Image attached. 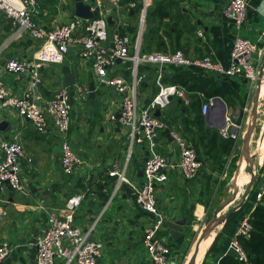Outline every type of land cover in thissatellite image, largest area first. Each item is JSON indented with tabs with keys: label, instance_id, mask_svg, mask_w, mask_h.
I'll return each instance as SVG.
<instances>
[{
	"label": "crops",
	"instance_id": "obj_1",
	"mask_svg": "<svg viewBox=\"0 0 264 264\" xmlns=\"http://www.w3.org/2000/svg\"><path fill=\"white\" fill-rule=\"evenodd\" d=\"M37 2L34 17L47 27H54L76 16L75 0ZM140 2L141 0H100L95 2L92 10L100 6L101 12L107 18H112V23L109 24L110 34L119 30L129 34L134 41L142 31V51L182 49L194 57L209 55L215 61H229L236 35L232 21L223 14L229 0H150L144 23L141 21L142 8L138 7ZM12 29V23L6 17L0 16V78L9 91L21 94L27 87L28 77L8 71L7 60L12 57L21 59L31 56L38 44L29 36L14 39ZM199 30L203 32L202 35L198 33ZM241 33L264 48V0L250 1L248 16ZM130 49L132 54L133 44ZM65 65L70 66L71 73L77 80L75 85L69 86L72 94L70 139L79 154L90 158L94 169L88 182L78 178L75 173H64L61 167L60 138L53 129L48 134H41L34 129L29 118L20 116L10 108L0 110V122L9 123L4 130H0V140H17L24 146L25 156L21 159V166L26 186V192L12 188L0 191V203L7 210V214L0 220V230L13 247L9 256L0 264H38V237L47 228L48 211L65 208L70 196L83 192H87L88 196L76 210L75 224L82 230H89L94 226L92 240L104 243L103 255L98 264H123L125 261L126 264H153L143 244L150 215L138 205L135 190L124 184L111 200L116 177H109L108 171L113 161H124L128 144L129 128L122 125L118 117L120 94L115 88L102 85L104 83L95 72L92 60L80 58L77 49L72 47L62 64H46L42 67L43 86L40 84V91L46 97L52 96L60 86H67L64 84L65 75L62 72ZM108 74L131 79V62L118 61L115 68L108 69ZM139 74L141 82L138 96L142 104H148L159 91L158 69L151 64H142ZM91 82L97 88L93 100L89 96ZM162 82L178 84L188 90L190 104L173 98L166 108L160 109L161 116L169 124L176 126L191 142L203 163L200 173L192 179L183 178L180 171L173 168L169 172L168 181L157 188L158 205L166 220L186 222L182 228L184 237L180 240L173 238L167 224L163 232L168 235L172 246V264H189L188 260L193 257L197 239L188 246L189 236L186 230L195 219H199V215L205 214L215 194L221 187L226 186L227 162L233 158L232 151L235 149L229 143L233 140H225L219 134L221 119L228 115L234 122L240 123L243 119L241 114L252 109L255 98L250 102V93L257 86L251 88L249 82L240 76L223 78L197 68L173 66L163 70ZM76 85L88 90L86 99L77 96ZM219 87L225 88L221 95L216 96H221L226 102V112L218 105L213 109L210 107L207 114L200 115L199 112H202V106L208 99L207 95L217 91ZM260 135L259 160L255 165L262 164L263 172L256 181V193L264 187V125ZM252 137L253 134L250 136L251 149ZM158 141L169 160L177 161V145L173 139L170 140L168 131H162ZM253 152L254 150V160ZM146 158L144 144L133 150L127 174L137 186L143 178L140 172H143ZM241 165L244 166L247 181L240 196L250 183V172L246 171V155L239 161V168ZM257 201L256 197L247 209L245 202L243 209L239 210L240 214L245 209L244 214L232 219L227 227L221 229L225 226L224 222L217 225L212 231L208 247L221 229L218 245L221 246L220 252L225 254L241 218L252 212ZM102 211V217L95 223ZM186 242L188 244L184 248ZM219 260L220 256L212 252L208 256L206 254L203 264H218ZM58 264H62V261L59 260Z\"/></svg>",
	"mask_w": 264,
	"mask_h": 264
},
{
	"label": "built area",
	"instance_id": "obj_2",
	"mask_svg": "<svg viewBox=\"0 0 264 264\" xmlns=\"http://www.w3.org/2000/svg\"><path fill=\"white\" fill-rule=\"evenodd\" d=\"M250 1L229 0L223 9L224 16L232 21L236 31L229 61L224 63L215 61L209 55L194 57L182 49L142 51V31L134 41L129 34L119 30L110 34L108 18L101 12L100 6L99 15L94 18L74 16L50 28L34 17L37 0H0V16L6 17L12 23V37L16 39L29 36L38 44L31 56L21 59L12 57L7 60V70L26 75L28 84L21 94H16L9 91L0 78V110L10 108L20 116L29 118L34 129L41 134H48L53 129L60 138L61 167L64 173H75L78 178L88 182L94 163L79 154L70 139L71 88L60 86L52 96L46 97L40 91L42 67L46 64H62L70 49L75 47L80 58L92 60L93 68L104 85L115 88L120 94L119 121L129 128L128 144L124 161H113L108 171L109 177H116L111 200L124 184L135 190L138 205L150 215L143 244L153 264H172V246L168 235L163 233L166 230V216L158 205L157 188L168 181L169 172L175 167L185 179L195 178L203 167L198 151L191 142L176 126L155 114L156 109H164L169 105L171 97L179 98L185 104L191 103L189 92L184 86L162 82L163 70L173 66L197 68L223 78L240 76L249 82L251 88H256L264 62V48L241 33L248 16ZM149 2L150 0H142V23L145 21ZM198 33L203 34L201 30ZM132 44L134 52L131 54ZM119 60L131 62V79L108 74V69L115 68ZM142 64H151L158 69L159 91L148 104H142L138 96L141 82L139 68ZM76 92L83 100L88 96V90L80 85H76ZM213 102L214 97L207 99L202 106L203 114L208 113ZM225 121V125L219 129L220 136L225 140L237 141L240 138L241 124L234 122L228 115ZM162 131H168L176 142L179 156L177 161L169 160L162 152L158 141ZM136 144H144L148 152L139 187L127 174ZM0 150V191L12 188L26 192L21 166V159L25 156L23 144L4 138L0 140ZM87 194L83 192L72 195L65 208L48 211L47 228L38 237V264H58L59 260L62 264H98L103 255L104 243L89 241L94 226L89 230H82L75 224L76 210L86 200ZM263 194L264 187L257 193L258 201ZM6 214V208L0 203V220ZM102 214L103 211L97 216L95 223ZM251 228L250 214L243 216L226 252H234L243 264L252 263L239 242V236H248ZM12 249V243L4 238L0 230V263L9 256Z\"/></svg>",
	"mask_w": 264,
	"mask_h": 264
},
{
	"label": "rangeland",
	"instance_id": "obj_3",
	"mask_svg": "<svg viewBox=\"0 0 264 264\" xmlns=\"http://www.w3.org/2000/svg\"><path fill=\"white\" fill-rule=\"evenodd\" d=\"M254 57H256V53L254 54ZM256 64H257V62H255V65ZM250 95H251L250 96V102H251L252 99L255 98L256 90L253 89L251 91ZM253 106H254V104H253ZM253 106H252V109L241 114V117L243 119L239 121L240 123H238V124H241V126H242V129L240 131V138L237 141H235L236 142L235 144L233 143L234 141L229 142V143L233 144V146H235V149L232 151V154H233L232 157L233 158L227 162L228 166L226 168V171L228 172V175L225 179L226 186L221 187V189L215 194L212 201L208 204L206 211H205V214L203 215V218L201 220L195 219L196 223L194 225L192 224L191 226H189L187 228L186 233L189 236V238L187 240V242L189 243L188 246H190V244H192V242H195L196 239H198L199 232H201L202 229H204L206 227V225L212 220L217 209L219 207L227 204L232 199L233 192H234V196H233L231 203L229 205H227L224 209H222L221 212H223L227 208L233 206V204H235V202L240 197L241 191L244 190L247 178L244 174L245 173L244 172V166L241 165L240 166L241 169L239 168V161L241 160L242 156H244V153H245V149H244L245 132H247V130L252 126V124H253V128H252V134H253L252 150H254V152H253V155H254V168H253L254 177H253V187L248 192V197L246 200L245 209H247L249 203L251 201H255V199L257 197V193L255 190V188H256L255 184H256L258 177L261 175V173L263 171L261 168L262 164H260V165L259 164L255 165V164L259 160V157H258V150H259L258 149V141L261 137L260 132H261L262 127L264 125V97H262V98L260 97V99L258 100V107H257L258 114H256V116L253 112ZM76 108H78V107L76 106ZM250 117H252V121L250 120L251 122L249 121ZM137 146H139V144H136L134 146V150L136 149ZM87 159H90V158H87ZM131 164H132V162H131ZM238 168H239V170H238ZM237 170H238V172H237ZM235 175H236L235 180H236V183L238 186L236 188V190L233 188ZM235 193H236V195H235ZM245 209L240 212L239 216H242V214H244ZM195 226H196V229H195ZM222 228H223V226L221 227V229ZM217 229H216V231H217ZM221 229L217 232V234L221 231ZM187 242H186V244H184V248L187 247V244H188ZM203 261L201 264H203Z\"/></svg>",
	"mask_w": 264,
	"mask_h": 264
},
{
	"label": "water",
	"instance_id": "obj_4",
	"mask_svg": "<svg viewBox=\"0 0 264 264\" xmlns=\"http://www.w3.org/2000/svg\"><path fill=\"white\" fill-rule=\"evenodd\" d=\"M95 2H96L95 0H88V1L75 0V14H76V16L81 17V18H85V19L94 18V17L98 16L99 15L100 8L97 6V7H95L92 10V7L94 6ZM108 22H109V24L112 23V18L111 17H108ZM62 72L65 75V81H64V84L65 85H67V86H73V85L76 84L77 80L72 75L71 68H70L69 65L63 66ZM263 79H264V63L261 66L260 76H259V79H258V82H257L256 96H255V101H254V106H253V112H254L255 116H256V114H258L257 107H258V100H259V97H260V87H261V84H262V80ZM102 85H104V84H102ZM41 86H43V85L41 84ZM96 89L97 88H96V85L94 84V82H91L90 83V87H89V90H90L89 96H90V99L91 100H93L95 98V96H96ZM170 99H173V97H171ZM218 105L221 106L223 112H226V110H227L226 102L223 100V98L221 96H215L214 97V102H213V104L210 107L213 109V108L217 107ZM155 114L157 116H161V110L159 108L156 109ZM199 114L202 115V112H199ZM120 116H121V114L119 113L118 114V117L120 118ZM225 119H226V116L224 115L222 117L221 123L219 125L220 128L225 125V123H226ZM8 124L9 123L7 121L0 122V130H4ZM252 128H253V124L247 130V132L245 134V137H244V141H245V146H244L245 153H244V155H247L248 152H249L248 143H249L250 136L252 134ZM170 140H172V137L171 136H170ZM147 158H148V152H147ZM147 158H146V160H147ZM246 171L247 172H251V173L254 172L253 168H250V167L247 168ZM142 175H143V172H140V176H142ZM235 179H236V175H235L234 183H233V188L236 190V188L238 186H237V183H236V180ZM139 186H140V184H139ZM252 187H253V180L249 184V186L247 188V191L245 192V194L243 196L242 201H240L236 206L230 208L228 210V212L226 213L225 218H224V224L226 223L227 219L229 218V216L231 214H233L234 212H236L239 209H241V207L246 202L247 197H248V192H249V190ZM235 195H236V193H235ZM233 196H234V192H233ZM233 196H232V199H233ZM232 199L227 204L219 207L217 209V211L215 212V215L212 218V220L206 225V230L204 231V233L202 234V236L199 238L198 243H197L196 250H195V252L193 254V257L191 258L189 264H196V259H197V256L199 254V251H200L199 246H200V243L204 240V238L206 236V231L209 228L212 227L213 221L216 220L218 213L222 209H224L227 205H229L231 203ZM165 222L169 226V228L171 229V234H172V236H173V238L175 240H180L181 238L184 237V233L182 232V228H183V225L186 224L185 221H179L178 220L176 222H170L168 220H165ZM195 223L196 222L194 221L193 222V225ZM91 240H92V236L89 238V241H91ZM123 264H126V261L123 262Z\"/></svg>",
	"mask_w": 264,
	"mask_h": 264
},
{
	"label": "trees",
	"instance_id": "obj_5",
	"mask_svg": "<svg viewBox=\"0 0 264 264\" xmlns=\"http://www.w3.org/2000/svg\"><path fill=\"white\" fill-rule=\"evenodd\" d=\"M143 3L142 0L138 5L139 8H142ZM225 91V88L219 87L217 91L211 92L207 95L208 98L221 95L222 92ZM244 206L241 207L243 209ZM239 209V210H241ZM239 210L234 212L229 216L225 223V227L229 224V222L236 218L239 215ZM250 223H251V231L248 236H239V242L247 255L249 256L250 262L252 264H264V194L261 199L257 201L254 209L250 213ZM221 232H219L214 239L212 245L210 246L207 256L210 253H215L220 256V260L218 264H243L235 255L234 252L222 254L220 252V247L218 245L219 237Z\"/></svg>",
	"mask_w": 264,
	"mask_h": 264
},
{
	"label": "bare ground",
	"instance_id": "obj_6",
	"mask_svg": "<svg viewBox=\"0 0 264 264\" xmlns=\"http://www.w3.org/2000/svg\"><path fill=\"white\" fill-rule=\"evenodd\" d=\"M263 87H264V80L262 81V84H261V87H260V97H261V98H262V90H263ZM250 120L252 121V117H250ZM251 121H250V122H251ZM245 134H246V132H245ZM251 135H252V134H251ZM248 146H249V152H248V154L246 155L247 167H248V168H249V167H250V168H254V160L252 159V149H251V142H250V139H249ZM240 169H241V168H240ZM253 177H254V172H252V173L250 172V183L252 182ZM250 183H249V184H250ZM249 184H248V186H249ZM247 188H248V187H247ZM246 191H247V189L245 190V192H246ZM245 192H244V194H245ZM244 194H242V196H240V198L235 202V204H233V206L227 208V209H226L225 211H223V212L218 213L216 220L213 221V225H212V227L209 228V229L206 231V236H205L204 240L200 243V246H199L200 251H199V254H198L197 259H196V264H201V263H202V261H203V260L205 259V257H206V254H207V252H208L210 246L212 245V244H211V245L208 247L209 239H210V236H211V234H212L213 229H214L217 225H219V224H221L222 222H224V218H225V215H226V213L228 212V210H229L230 208L236 206L240 201H242ZM202 211H203V210H202ZM198 218L201 220V219L203 218V213H202L201 215H199ZM205 230H206V227L203 229V231H202V233L200 234L199 238L202 236V234L204 233ZM199 238L197 239V241H196V243H195V250H196V247H197V243H198ZM191 258H192V257L189 258L188 262L191 260ZM187 264H188V263H187Z\"/></svg>",
	"mask_w": 264,
	"mask_h": 264
}]
</instances>
